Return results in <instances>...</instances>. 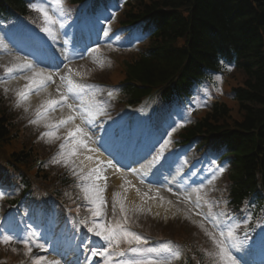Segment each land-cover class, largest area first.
<instances>
[{
    "label": "trees",
    "instance_id": "1",
    "mask_svg": "<svg viewBox=\"0 0 264 264\" xmlns=\"http://www.w3.org/2000/svg\"><path fill=\"white\" fill-rule=\"evenodd\" d=\"M11 8L30 13L23 0H0L1 17ZM123 15L127 24L149 22V45L130 68L144 87L131 89L139 97L158 90L172 99L173 90L190 89L193 80L205 82L221 63L237 67L241 85L231 95L240 119H233L229 106L217 103L180 140L205 135L218 142L226 151L224 159L232 162L230 179L238 185L233 194L240 198L243 182L257 171L264 173V0H135ZM3 116L0 140L10 137L15 127ZM13 153L19 165L36 157L24 148ZM189 239L188 244L197 243L190 234Z\"/></svg>",
    "mask_w": 264,
    "mask_h": 264
},
{
    "label": "rangeland",
    "instance_id": "2",
    "mask_svg": "<svg viewBox=\"0 0 264 264\" xmlns=\"http://www.w3.org/2000/svg\"><path fill=\"white\" fill-rule=\"evenodd\" d=\"M35 10L38 9V6H35ZM48 16H50L48 14ZM24 28H26L25 26H23V28H21V31L24 30ZM31 28L32 30L35 31V33H37L41 39V41H43V43L46 45H52L54 40H52V37L50 36V34L44 30V22L39 18V17H33V19L31 20ZM2 43V39L0 38V44ZM69 42L64 41V45H68ZM12 50L13 47L11 46H7L6 49H4V47H0V99L1 104H0V115L3 118V114H5L6 119L7 120H12L15 121L17 123V132L18 134L16 135V137H12V140H9V137H5L4 141L8 142V145H0V164L2 165H6L9 164V161L7 160V158H9V153L12 150L17 151L18 149H20L21 147L25 146L26 148H28L29 146H33L34 150L33 153H36L40 151V143H39V139H40V129H35V133L32 134L31 131L27 130L24 128V124L26 126H28L29 124H34V126L36 125H40V124H44V123H48V119L46 118L48 115L47 113H44L42 116H37V113L39 110L43 109L42 105H45L46 102L49 100L48 99H43L42 95H37L38 100L36 102H34L31 98V95H28V98L26 100L19 98V91L20 90H24L25 88V84L27 82H30V79L33 77L34 72H32L29 77H26V79L24 81L21 80L20 83V78L23 77V71L27 68V67H23L26 64H22L21 60L19 59V57H17L14 53H6V50ZM70 52L75 53V51H71ZM125 56H130L129 54H125V55H120L118 58V61H111V64H114V66L110 69L109 73L106 75H103V77H101L102 81H108V82H114L116 79H119L120 77H122L123 73L119 72L120 69V64L119 62H122L125 59ZM63 67L68 63L67 60L63 57ZM95 61H91L89 63H85L83 64V68L85 71L87 72H92V70L94 69V65H95ZM62 67V68H63ZM69 67L71 68L69 70V74H67L66 72L62 71L61 69H57L53 71V74H55L56 76H59L61 74H65V75H72L74 78L76 79H80L77 76H79L81 73H79L78 71V67H71L69 65ZM69 67H65V68H69ZM9 68H12L13 71L12 72H8L7 70ZM106 69V64L104 63V67H103V71L105 72ZM119 71H118V70ZM42 69H39V72ZM83 71V70H81ZM37 72V71H36ZM84 72V71H83ZM16 73H19L20 77L17 76ZM234 73V74H233ZM231 74L233 75H229V77H225L224 75H216L215 77H213V81L211 84H206L205 87L202 89L203 92L201 93H197L196 99L194 100L195 104V109L196 110L195 113H199L200 115L204 114V111H206V109H208V107L210 106V104H212L215 100H217L218 98H220L221 100H225V94L227 92V82L230 85H238L239 83V79H241L242 75L239 74H235V72H233ZM122 74V75H121ZM124 76V75H123ZM82 77V76H79ZM54 89H55V93L53 94L54 97H59L60 92H64L65 93V85H63V82L61 80H55L54 81ZM57 88H59L60 92L57 91ZM30 94V93H29ZM36 97V98H37ZM224 97V98H223ZM3 100V101H2ZM19 100V102H18ZM230 104V108L232 111V117L233 119L239 120L241 113L239 111V107L236 104H231L230 102H232L231 100L228 101ZM19 107L22 109V112L25 113V123L24 120H22V114H21V109H19ZM68 109V108H67ZM53 121H51L50 125L52 124H56L58 123V119L55 115H53ZM35 121V123H34ZM156 123V121H153V125ZM33 127V126H31ZM34 128V127H33ZM57 128H53V127H49V130L42 131V134H44L47 138V141L49 143H52L55 145V147H58V145L61 143V139L67 135L68 130H62L61 132L56 130ZM54 132L55 135H46V133H52ZM20 138L17 139L16 138ZM67 142V141H66ZM65 142V144H66ZM65 149H66V145H65ZM160 152H169V153H180V149L176 148L175 145H173L172 143H165L163 144V146L160 147L159 149ZM157 156L158 160L157 162H160V165H164L166 163V159L164 158V153L160 154L159 152H155V154L152 157V160H154V158ZM183 157V156H182ZM74 156L70 157H64L62 159V161L59 164L58 168L63 167V169L65 168L66 171L68 172V175L71 177H75L78 179H82L83 181L85 180V175L81 174L79 172L80 169V165L78 163H75L74 160ZM59 163V162H58ZM155 163H152V165H154ZM182 165L185 164V162L181 163ZM180 166V164H178ZM181 165V166H182ZM186 165V164H185ZM54 166H56L55 164H53V168ZM180 169V168H179ZM186 171V170H185ZM193 170H191L190 172L186 173V181H198L197 184L188 187L186 190L182 189V188H175L174 186L169 185L168 180H171L170 178V174H167V182H162V183H157L154 184L153 186L151 185H146L145 187H142L143 185H139V187L141 188L138 192V194L141 195L140 200H136L135 202H132L131 204H129L126 200L125 197L128 196V194L125 196L124 194H126V191L123 192H118L117 190L113 189L110 185H108V192L103 191V189H98L97 192H90L88 196H90V199H95L97 200V198H103L105 199L103 201V203H107V204H103L100 203V207H102V213L103 215H105V227L103 228L104 233L107 232V230H117L114 228H118V226H122L124 229H128L127 226H129L131 223L130 221H132L129 217V220H123V217L121 216V212L126 213L127 215H131L133 216V221H137L139 222L138 226H140L144 221H148V218H150L149 216H151L152 221H155V219H157L155 221V224L153 222L154 227H156L155 229L145 226L144 227V231L146 234H151L154 233L155 231H157V235H159V231L157 230L158 228L161 229V227H165L166 225H173L175 226L174 228L179 229V227H183L180 223L178 224L177 222H181V223H185L187 222V224L189 223L190 225L196 226L199 228V230L205 232H211L212 235L214 236L212 230H214L215 232V237L217 240L222 239V237L220 236V231L221 228L219 229H213L212 227H210L209 225H207L206 221H204L205 216L203 214L204 219L201 217L202 214H200V212L202 213V211H204L206 208L203 207V203H201L200 199L203 198V196L205 197H212V198H216L219 196V198L221 199L220 195L218 194L217 191H215L214 194H212L213 189L216 188L217 186H219L220 181L221 185L220 187H224L227 183V179H225L224 174L219 173V172H215V175L213 176V173H210L209 176H211L209 178V180H205L204 175H206L205 173H200L202 175V177L200 178L201 180H198V174L196 175L195 173H191ZM182 172V171H181ZM192 174V175H191ZM48 176L51 175V173H47ZM57 175H59L60 177L64 178H68V176L65 175H61L60 172L57 173ZM164 179V178H162ZM124 181V180H123ZM94 184V183H92ZM43 185L42 182H40L39 186ZM134 189V188H133ZM223 189V188H222ZM157 190H160V192H157ZM181 190V191H179ZM227 192V191H226ZM118 194V195H117ZM154 196L156 197H165L169 200L170 204H173L174 206H177V212L175 214H173V216L171 215L169 218H167V216H158L155 213H152V209H151V205L150 204H146V201H150V200H154ZM225 196H227V193H225ZM204 199V198H203ZM205 200V199H204ZM171 201V202H170ZM199 204V207H197L196 205ZM209 207V204H207ZM203 207V208H202ZM210 208L211 205H210ZM209 208V210H210ZM135 212V213H134ZM139 212L144 213L143 216L138 214ZM100 213V212H99ZM149 215V216H148ZM121 216V217H120ZM130 216V217H131ZM151 221V219L149 220ZM203 224V228L200 227V225ZM142 227V226H141ZM212 229V230H211ZM223 229V228H222ZM134 232L136 233V235H139V233H137L135 230ZM162 233V230L161 232ZM134 234V233H133ZM212 238V237H211ZM136 247H141L140 245H136V241L132 240L131 243H129V238H123L122 241L120 240L118 244H113V248L116 249H121L124 245L126 244H133ZM142 244V243H141ZM28 245V244H27ZM25 243L22 244L21 243H17L15 242V239H12L8 244H4L3 240L0 239V260H3L4 255H9L10 253H14L17 254L21 251V249H25L27 251H29V248L32 251V247H28ZM133 247V250L130 249V247H128V251H130V255L131 256H143L146 250V248H152L155 246H144L145 249H141V248H136ZM143 247V248H144ZM13 249H15V251H13ZM162 249V253H164L162 255L161 258H158L154 256H152L151 258H146L145 260H166L169 261L170 264H174L172 263L171 257H173L172 253H169L168 249H165L164 247L161 248ZM125 254V253H124ZM123 261H125V258H123ZM122 261V262H123ZM106 264H109L107 261H105ZM122 264H128L126 262H123Z\"/></svg>",
    "mask_w": 264,
    "mask_h": 264
},
{
    "label": "snow or ice",
    "instance_id": "3",
    "mask_svg": "<svg viewBox=\"0 0 264 264\" xmlns=\"http://www.w3.org/2000/svg\"><path fill=\"white\" fill-rule=\"evenodd\" d=\"M56 3L59 5L61 3V0H56ZM37 10L42 11V9H37ZM43 14H44L46 19H50V17L48 16V13L46 11ZM23 67L31 68V65H24ZM7 71L12 72L13 69L9 68ZM63 80H64V78H62V81ZM49 81H52L51 75H44L40 72H34V75L30 79L29 84L25 87V90L19 92L18 95L20 96L21 99L26 100L28 98L29 93L31 91H33V89H35L36 91L44 90L47 86V82H49ZM81 90H82V86H75L69 80L68 81V92L67 93L60 92L59 88H57V91L60 92L59 98L58 99H49L45 105H42L43 112L38 111L37 115L40 116V115H43L44 113H47L50 111H55L57 106H60L61 108H63L64 106H67V108L71 112H73L74 114L69 115L67 117V119L60 120L56 124L48 125V127H53V128L58 129L60 125H67L69 122H74L75 119L77 118V116H79L82 123L86 121L88 124H91L92 120L88 118V117L92 116V112H91L90 108L85 111V110H82L81 108L75 107L72 103H68V98H69L68 93L76 94ZM109 95H112V93L110 92ZM34 123H35V121H34ZM46 135L51 136V135H55V133L54 132L46 133ZM68 135H69V137L75 138L76 143L84 145L85 147H87L85 138L88 137V133L84 128H81L80 125H75V130L70 131L68 133ZM61 147L63 148L64 146L62 145ZM71 154L75 155V150H73ZM108 167H114L112 165L111 161L108 162ZM225 170L226 169L223 166H219V168H218V171L221 174L224 173ZM214 175H215V173H213V176ZM95 179H97V180L101 179V175H100L99 170H97V172H96ZM95 187L96 186L93 184V186H92L93 190H95ZM85 191H88V190L86 189ZM4 194H5L4 192L0 191V198H2ZM92 202L97 203V201L95 199H93ZM100 203H103V201H100ZM196 206L199 207V204H197ZM95 214L96 215L100 214L98 209H97ZM200 227L203 228V224H201ZM89 231H94V229L89 228ZM205 231H206V234L208 236L212 237L213 243L215 244L216 248L218 249V253L224 259L227 260L228 264H237L236 258L231 255L230 250L225 246V244H226L225 240L224 239L217 240L216 237L213 236L211 232H207V230H205ZM96 235H98V236L102 235L103 239L107 242L108 247H112L113 244H118L121 239L126 238V237L129 238V243H131L132 240H135L137 244L147 242L144 238L140 237L139 235L129 233L122 226H118V230H107L106 234L104 232L97 231ZM220 236L221 237L225 236V232L223 229H221V231H220ZM231 236H232V231L229 230L227 232V237H231ZM12 239H13V237L11 235L3 236V243L8 244ZM25 244L27 245L26 241H25ZM232 247H235V245H233ZM13 251H15V249H13ZM29 252H31L30 248H29ZM120 255H123V253H120ZM43 260H44V257H37L34 260V264H42ZM131 264H170V262L166 261V260H136V261H132Z\"/></svg>",
    "mask_w": 264,
    "mask_h": 264
},
{
    "label": "bare ground",
    "instance_id": "4",
    "mask_svg": "<svg viewBox=\"0 0 264 264\" xmlns=\"http://www.w3.org/2000/svg\"><path fill=\"white\" fill-rule=\"evenodd\" d=\"M30 39H33V38L31 36L25 34V33H23V35H19L18 33H12V35L9 38V42H11L14 45V47H16V49L18 51L24 53L27 56V58H28V55L30 54L28 51L32 50L33 47H34L32 45V43H31ZM35 50H37V52H35V53L40 54L39 47L35 48L34 51ZM49 52H50V54L55 55L57 58L61 56V53H60L59 49H57V50L56 49H49ZM34 57H36V58L40 57V60H42L44 62L46 61L45 56H39V55H37V56L35 55L34 56L33 55L31 59L33 60ZM26 62L28 63L29 61L24 60L23 63L25 64ZM130 74H131L132 77H135V76L139 75V74H134V73H130ZM69 80L75 86H78L80 84L79 81L77 83L75 81V79L71 78V76L70 77L65 76L63 81L68 84ZM53 92H54L53 89L48 88L46 90V92L44 93L43 97L46 98L48 95L53 94ZM38 98L39 97H37V98L33 97L32 100L34 102H36L38 100ZM54 98H56V97H54ZM61 119L64 120V119H67V117L63 115V116H61ZM77 123H78V121H74V124H77ZM119 135H120V133L117 136H119ZM97 140L101 142V140H100L98 135H97ZM148 147L149 146L147 145L144 148H142L143 152L148 151ZM85 157L88 158L89 160L93 159L95 161V163H91L89 161L83 163ZM105 160H106V158H105V156L103 154L97 153V152H95L93 154L91 151H85L84 156H80V158H79V162L84 164L83 167L85 168V170H89L90 168L91 169L96 168V165H97L96 162H98V161L100 163H102V165H103V164H105ZM122 161L125 162V163H128V161L125 160L124 158L122 159ZM77 162H78V159H77ZM168 167H169V165H168ZM100 171L103 174V177L106 178L110 182V184H112L114 187H116L118 189L120 187L123 188L124 184L122 182V179H121L120 175L115 170H112L107 165V167L101 166ZM134 171H137V170H134ZM142 174H143L142 171L141 172L137 171V175L138 176H141ZM173 176L174 177L169 182V184H171V185L172 184L173 185L180 184L179 180H180L181 175L174 171L173 172ZM144 177L147 178L148 175L145 174ZM185 187H186V184H185ZM126 193L129 195L128 196L129 203L135 202L136 200H140V198H141V196H138V194H135V192L133 190V187H132L131 190H129ZM154 198L155 199L153 201H151V203H150V205H152L151 206L152 213H155L158 216H167V218H169L171 215L173 216V214H175L177 212V206H174L173 204H170L169 200L167 198H165V197H160V198L159 197H154Z\"/></svg>",
    "mask_w": 264,
    "mask_h": 264
}]
</instances>
